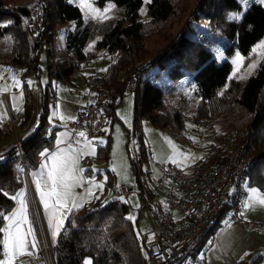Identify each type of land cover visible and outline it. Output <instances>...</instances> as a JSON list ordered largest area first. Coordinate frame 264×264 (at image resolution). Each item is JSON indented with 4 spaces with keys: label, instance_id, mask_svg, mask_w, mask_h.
Here are the masks:
<instances>
[{
    "label": "trees",
    "instance_id": "obj_1",
    "mask_svg": "<svg viewBox=\"0 0 264 264\" xmlns=\"http://www.w3.org/2000/svg\"><path fill=\"white\" fill-rule=\"evenodd\" d=\"M106 1H112L116 6L123 7V18L109 21L106 26H96L95 20L83 19L81 9L71 0H42L44 30L38 36H32L27 29L30 8L26 5H9L8 0H0V12L10 15L13 28L20 30L25 36L22 39L27 37L28 41V45L24 46L15 36L16 32H0V37L5 35L10 37L9 39L0 38V62L22 68L24 75L30 71H38V50L52 44L58 23L74 20L75 25L67 32L65 38L66 50L70 53V57L63 58L60 62L50 61L47 71L53 79L69 81L79 62L85 57V46L99 36L96 48L106 47L109 51H116L118 54L116 61L111 63L101 76L105 86L112 88L115 92L113 99L105 108L106 123L109 122L112 126L113 119L116 117L115 108L127 91L126 82L136 73V61L142 58L138 54L144 50L143 35L174 18L175 0H151L147 3V15L150 19L145 23L138 19L142 0H96L95 3L101 6ZM238 7V0H200L198 9L200 15L210 23L211 32L227 39L230 46L245 57L250 55L252 47L264 37V6L253 1L242 12L239 19L230 18L228 16L230 12ZM125 21L128 23L124 24ZM159 54L154 60H159L157 66L165 70L167 79L176 83L185 76H189L200 98L215 97L218 91L229 83L227 95L229 100L233 101V109L219 118L218 121L223 125L224 130L216 134L217 145L211 146L202 159L206 160V165L214 166L224 162L232 149L242 145L245 154L253 157L252 165L245 173L243 183L247 178L249 185L264 189V57L254 73L233 82L228 80L229 67L225 63H217L214 52L205 41L183 36ZM152 60L141 68V75L148 72L153 65ZM121 72L122 77L119 76ZM53 79H50L52 87ZM132 92L134 93L132 130L137 135L140 147H143L141 120L147 117L154 123H161V126L166 125L167 122L161 118L157 119L154 113L158 109L164 113L167 112L165 101L169 98V92L172 94L175 90H166L162 85H156L140 76L138 85ZM50 95L49 92L43 95L41 103L43 112L40 115L39 125L20 142L22 159L30 169L37 167L41 159V151L52 147L53 133L49 131V122L45 124L46 106L50 101ZM31 107V93L24 86L23 121L28 119ZM181 109H184V106ZM180 113V111L174 113L177 126H181L180 118H178ZM6 134L8 132L5 127H0V137ZM109 141L110 135L107 136L104 145L97 146L96 157L104 159L109 157ZM127 147L129 148L128 143ZM130 161L136 173V160L131 151ZM20 165L21 158L15 143L0 153V213L14 208V200L9 197V194L23 187V182L17 177ZM90 169L85 168L84 174L86 175ZM106 171L109 175L110 173L113 175L112 171ZM109 184L110 179L107 182V185ZM140 186L143 201L141 207L147 206L153 210L151 200H154L155 191L147 189L144 185L140 184ZM143 190L146 194H143ZM232 197L233 194L225 193L223 204L213 224L203 238L193 246L194 250H192L193 247L190 248L193 252L192 257H195L196 251L204 250L205 242L209 245L211 235L220 225V220L231 210ZM155 203L159 209L164 206V201L161 202L163 206L158 201ZM127 211V203L119 202L115 198L103 205L98 199L92 208L80 206L71 209L56 239L54 263L83 264V257L89 256L91 264H146L147 250L142 241V234L150 227L138 234L133 220L126 217ZM134 221L138 227L137 219ZM153 221H156L155 217ZM3 223V216H0V253ZM181 256L176 259V264L180 262ZM236 264H246V261L240 260ZM248 264H260L259 255Z\"/></svg>",
    "mask_w": 264,
    "mask_h": 264
},
{
    "label": "rangeland",
    "instance_id": "obj_2",
    "mask_svg": "<svg viewBox=\"0 0 264 264\" xmlns=\"http://www.w3.org/2000/svg\"><path fill=\"white\" fill-rule=\"evenodd\" d=\"M41 1L42 0H8V4L15 6L26 5L30 8L31 12L35 4L38 2L43 4ZM253 1L259 2L264 6V0H238L240 7L231 11L228 16L230 18L239 19L242 12ZM86 2L91 4L92 8L99 10V12L103 9L95 6L93 0H86ZM199 4L200 0H175L174 18L163 22L160 26L154 27L143 35L144 50L138 54L139 57L142 58L135 63L137 70L134 75H137L138 80L141 76L142 79H148L156 85H162L166 90H175L172 94L169 92L170 94L168 96L170 99L167 98L165 101L167 103V112L164 113L162 110L158 109L154 113L157 119L161 118L166 121L167 124L161 126V123H154L150 118H143L140 125L144 145L140 147L137 135L132 130L133 110H130V100H132L133 107L134 93L127 90L123 94L122 100L120 99L119 104L115 108L116 117L113 119L114 122L112 126L109 122L106 123L102 131L90 140V149L86 148L89 149L86 154L88 159L84 161L82 160L83 158L81 159L80 164L82 165V172L85 168H91L86 175L83 172L85 178L89 181L88 190L86 189L83 193H80L78 189L81 184L75 187L68 205H72L75 201L74 197L76 193L79 195L76 204L78 205L77 207L87 203L86 207L92 208L95 206V202L98 199L102 205L114 198L118 199L119 202H126L128 206L126 217L133 220L134 227L139 234L140 231L142 232L149 228V224L154 220L152 208L147 206L141 207L143 201L140 184L144 185L146 188L151 187L156 191V194L153 196L155 201H163L164 198L162 195H164L165 187L160 182L161 170L159 164H171L186 169L200 161L208 153L211 146L217 145L218 139L216 134L224 130L223 125L218 120L222 115H225L226 112L232 111L233 109V101L232 99L229 100V96L227 95L229 92V83H226L215 97L203 99L198 96L196 86L189 76H185L176 83L169 81L166 77L165 70L157 66L159 60L155 61L154 59L162 50L167 49L168 45L174 43L177 39H181L183 36L190 39L202 40L205 41L214 52L217 63H225L229 67L230 73L228 80L235 82L254 73L260 60L264 57V37L252 47L249 56H241L234 47L230 46V42L227 39L211 32L209 29L210 23L200 15V10L198 9ZM113 6L114 7L110 8L107 12H102L104 13L102 16L93 13L91 8L81 7V11L83 12L82 17L84 20L89 21L96 19V26H106L109 21L113 22L118 18H123L124 9H120L115 5ZM146 7L147 3L143 0L138 17L143 23L148 22L150 19L147 15ZM53 16L56 20L55 13ZM124 23L126 24L128 22L125 21ZM0 32H16L17 34L15 33V36L20 41L25 37L20 30L13 28L10 15L3 12H0ZM30 34L32 33L30 32ZM28 36L30 37V35ZM32 36L34 35L32 34ZM0 38L9 39L10 37L9 35H5ZM93 40L94 39L87 43L85 47L93 42ZM43 50H41L42 53L40 54L41 66L46 63L45 51ZM112 53L111 55H104L103 51L97 49L95 46L92 51L88 52V56L79 62L78 67L72 75L73 78L71 77V83L77 85L76 88L72 89V95L82 97V95L85 94L86 90L89 89V80L93 77H101L104 73L102 71H104L105 68L107 69L111 59H114L117 54L116 51ZM65 54L69 57L67 53ZM151 60L153 65L151 64L152 66L148 72L141 75V68L143 67L137 64ZM253 65H255V67H253ZM119 76L122 77V72ZM58 80H60V82H58L59 84H62V81L66 82L64 79H55L53 81V87H55V83ZM184 102L186 103L185 105ZM179 103L181 105H178ZM60 105L61 102L58 103V108ZM182 106H184V109H181ZM49 108V120L52 125H57V123L61 121V118L59 117L57 119L55 114L56 110L53 109L52 105H50ZM128 109L130 110L129 116ZM179 111L181 113L178 118H180L181 126H177L174 119V113ZM235 112L237 111L235 110ZM12 135L14 134H10L6 137ZM108 135H110L109 157L107 159L98 158L96 157L97 146L104 145ZM127 143L130 149L127 147ZM1 144L0 142V145ZM241 146L242 145L238 147ZM91 150H94V154H90ZM130 151L133 158L136 160V173L131 166ZM44 158L45 157H42L43 160ZM106 170L112 171L113 175L110 173V175H112L110 176ZM29 175L34 195L31 193V190L27 188ZM17 177L18 180L23 182V187L10 193L9 197L12 198L17 196L21 192L25 194L24 200L27 204V218L29 224H23L22 227L24 231H27L28 227L31 226L35 236L36 247L31 248L29 245V252L31 254L18 257L15 263L55 264L53 253L57 236L63 227L69 209L77 207L61 209L57 213L56 218L53 219V209L51 207L47 210L45 209L44 203L41 200L40 190L37 188V181H39L41 189L45 192L48 191L47 174L40 173L36 175L32 173L30 167L25 164V166H21ZM109 179L110 184L107 185ZM124 180L131 181L134 187L127 197L117 192V188ZM97 185H102V187H97ZM86 193L87 195L85 198L88 200L87 202L83 197ZM143 194H146L145 190H143ZM143 198L146 200L144 195ZM54 200L55 198L53 197L52 200L49 201V204H53ZM14 203V208L6 211L4 216L12 215V213L19 208L18 200H14ZM159 204L163 206V203L160 202ZM173 214L177 215L178 213L174 210ZM4 216L2 229L6 228L8 225V220L5 219ZM61 218L63 219V224L60 225L57 230V223ZM136 219L139 229L134 221ZM4 236L5 233L2 231V251L0 253V260L5 258L3 251ZM28 240H32L31 235L28 236ZM88 261H91L90 257L84 256L82 263L86 264ZM183 264H191L190 258L186 259Z\"/></svg>",
    "mask_w": 264,
    "mask_h": 264
},
{
    "label": "crops",
    "instance_id": "obj_3",
    "mask_svg": "<svg viewBox=\"0 0 264 264\" xmlns=\"http://www.w3.org/2000/svg\"><path fill=\"white\" fill-rule=\"evenodd\" d=\"M71 1H73L81 9L82 0H71ZM95 1L96 0H93V2ZM142 4H143V0H142ZM94 5L99 8H103L101 12H104V10L109 7V5H115V4L112 1H106L101 6L97 5L96 3H94ZM116 7L123 9V7L120 6H116ZM146 11H147V7H146ZM74 25H75L74 20H67L62 23H58L56 25L55 35L52 44L53 48L51 45L43 46L41 48V50L44 49L43 51H45L46 63L43 66H41L40 64V54L42 53V51L38 50L39 51L38 71H34V72L30 71L24 75L22 74V70H23L22 68L15 67L12 65H6L0 62V127H5V130L8 132V134L2 135L0 137V142L2 143L0 145V153L9 146L13 145L16 142V140L21 142L25 137H27L30 133H32L33 130L36 129V127L39 125V122L41 120L40 115L43 112V106L41 104L43 95L48 92L51 94L49 99L50 101L47 102V106H46L47 115H46L45 124L46 123L48 124L49 122V131H52L53 133L52 147L51 149L42 150L41 159L38 161L37 167L34 169H30L31 172L36 175L40 173L47 174V168L43 167V165H45L46 163L50 165L51 164L50 157L61 150L71 149L75 151L79 155L78 168L81 169L82 166L80 164L81 159L83 158L82 159L83 161L88 159V157H86L87 156L86 154L90 149L89 146V144L91 143L90 140H92V138L94 137V136L91 138L80 137L76 140L74 144H70L68 141L69 132L65 127L66 122L69 119H71L73 116H75L80 106L88 104L94 100V90L89 86V89L86 90L85 94L82 95V97L74 96L71 94V92L73 88L77 87V85H73L71 83L72 82L71 78H70L71 81L65 80L66 82L64 81L61 82L62 84H59L58 82H60V80H58L55 83V87H52L51 85L52 80L50 81V79L53 78L50 77L47 71L48 63L50 61L55 63V62H60L61 60H63V58H68L65 53H67V55H69L70 57V53L66 50L65 38L67 32L72 30ZM99 38H100L99 36L95 37L93 42H91L87 47H85L84 49L85 57L88 56L89 51L93 50L94 46L96 47V42ZM20 42H22L24 46H27L28 45L27 37L21 40ZM97 49H101L104 55L113 54L112 53L113 51H109L106 47H101ZM117 58H118V54L115 55L114 59H111L109 64L115 62ZM105 69L102 72L105 73L108 67L106 70ZM71 77L73 78V76ZM54 80L55 79H53V81ZM24 86H26L29 89L32 97L31 112L28 119H26V121H23L25 114ZM59 102H61V105L58 108ZM50 105H52L53 109L56 110L55 114L57 119L59 117L61 118V121L57 123V125H52V123L49 120ZM130 108H131L130 110H133L132 100H130ZM130 110L128 109V116ZM120 120L122 121L121 118ZM10 134H14V135L6 137ZM86 145L88 147H85ZM44 152L47 153V155L43 156L42 153ZM42 157H45L44 160L42 159ZM83 172H82L83 175L82 183L78 189L80 190V193H83L84 190L86 189L88 190L89 188V181L88 179L85 178ZM121 183L128 184L131 183V181L124 180ZM27 188H29V190H31V193L33 194L30 175H29V181L27 183ZM147 189L151 190L153 188L147 187ZM251 189H257L262 195H264V189H260L254 185H249L248 180L246 178L242 186V194L240 198L241 212L242 214L245 215L260 216L264 218V207L246 206L249 205L252 200ZM231 194H233V189H229L227 191V195H231ZM86 195L87 193L83 196L84 200L86 199L85 198ZM162 196L164 198V195ZM74 199H75L74 203L77 204L79 199V195L77 193ZM85 201L87 202L88 200L86 199ZM163 201H158V202H163ZM81 206L86 207L87 203ZM70 207H72V205H68V208ZM71 209H69L68 213L70 212ZM149 225L150 228L152 226L154 227L155 222L153 221ZM192 250H194V247L192 248ZM192 253L193 252L190 251V249L187 252H185L181 256L180 262L178 264H183V262L189 258L191 264H236L240 260H245L246 264H248L253 258H255L258 255H259V263L264 264V230L246 227L236 221L231 220L230 211H229L228 214L223 216V218L220 220V225L218 226L216 231L211 235L208 247L204 248V250L196 251L195 257H192Z\"/></svg>",
    "mask_w": 264,
    "mask_h": 264
},
{
    "label": "built area",
    "instance_id": "obj_4",
    "mask_svg": "<svg viewBox=\"0 0 264 264\" xmlns=\"http://www.w3.org/2000/svg\"><path fill=\"white\" fill-rule=\"evenodd\" d=\"M29 17L27 29L34 36H38L44 30L43 5L39 2L35 4ZM148 62L137 65L143 67ZM137 85V75H131L125 88L133 91ZM89 86L94 90V100L80 106L75 116L65 124L70 144H74L80 137L91 138L97 135L106 123L105 108L115 92L105 86L101 77L91 78ZM81 132L85 135L80 136ZM15 144L21 166H25L20 141L16 140ZM252 162L253 157L246 155L244 147L241 146L233 149L224 162L214 166L206 165L205 159L186 169L171 164H159L160 182L165 187L164 206L159 209L155 200H151L156 221L154 227L142 234L147 250L146 264H176V259L196 245L213 224L229 189H233L230 219L264 230L263 217L242 214L240 207L243 179ZM133 189L131 183L122 184L117 192L127 196ZM174 210L177 215L173 214ZM207 247L208 243L205 242L204 248Z\"/></svg>",
    "mask_w": 264,
    "mask_h": 264
},
{
    "label": "snow or ice",
    "instance_id": "obj_5",
    "mask_svg": "<svg viewBox=\"0 0 264 264\" xmlns=\"http://www.w3.org/2000/svg\"><path fill=\"white\" fill-rule=\"evenodd\" d=\"M146 3H150L151 0H145ZM82 8H91L92 12L102 16L104 13L99 10L92 8L91 4L87 3L86 0H82ZM114 7L109 5L104 10L107 12L110 8ZM95 18V17H94ZM255 67V65H253ZM80 136H84L83 132L79 133ZM85 147H88L87 145ZM90 154H94V150L90 151ZM47 155V153H42ZM51 164H45L43 167L47 168V187L48 191L45 192L41 189L40 182L37 181V188L40 190L41 200L44 203L45 209L50 207L53 209L52 218L55 219L57 213L64 208L68 207V202L72 196L73 189L82 183V170L78 168L79 155L69 149L61 150L51 157ZM102 187V185H97ZM24 193L21 192L17 196L12 197L14 200H18L19 208L12 213L10 216H4V213H0V216H4L8 220L6 228L2 229L5 233L3 240V251L5 258L0 260V264H15V260L23 255H30L29 245L31 248L36 247L35 236L31 226L28 227L27 231L23 230V224H29L27 218V204L24 200ZM55 198L53 204H49L52 198ZM252 200L249 205L246 206H261L264 207V195H262L257 189H251ZM74 202L72 207H77ZM131 219V218H130ZM63 224L61 218L57 223V230L60 225ZM32 236V240H28V236ZM91 264V261L86 262Z\"/></svg>",
    "mask_w": 264,
    "mask_h": 264
}]
</instances>
